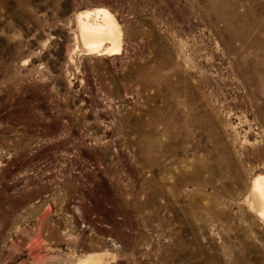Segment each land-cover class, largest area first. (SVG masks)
Wrapping results in <instances>:
<instances>
[{
	"label": "rangeland",
	"instance_id": "1",
	"mask_svg": "<svg viewBox=\"0 0 264 264\" xmlns=\"http://www.w3.org/2000/svg\"><path fill=\"white\" fill-rule=\"evenodd\" d=\"M258 52L264 0H0V264H264Z\"/></svg>",
	"mask_w": 264,
	"mask_h": 264
},
{
	"label": "bare ground",
	"instance_id": "2",
	"mask_svg": "<svg viewBox=\"0 0 264 264\" xmlns=\"http://www.w3.org/2000/svg\"><path fill=\"white\" fill-rule=\"evenodd\" d=\"M78 25H79V29H80L79 34L81 37V41H82L83 45L87 48V51H90V53L91 52L92 53L93 52H100L104 48H106V50L108 52H113L116 54L121 51L122 45H123L122 30H121L115 16L107 8H104V7L99 8L98 7L94 11H87L85 13H81L78 17ZM244 39H245V37H244ZM242 42L244 43V41H242ZM106 43H108V45H106ZM253 46H254V44H253ZM258 46H259V44H258ZM251 48H252V46H251ZM263 55H264V52L263 53L258 52L255 55V60H259L260 58L263 57ZM244 58H246L245 55H244ZM238 59H240V58H238ZM241 59L243 61V58H241ZM245 62H246V60H245ZM262 70L263 69L258 70L260 72L259 73L260 76H261ZM246 71L248 72V70H246ZM249 74H250V72H249ZM241 78H243V77H241ZM263 78H264V76H263ZM251 79L253 80V77ZM259 93H261V92H259ZM170 135H173V134L171 133ZM160 154H161V152H160ZM161 155H163V154H161ZM259 165H260V167H262L261 164H259ZM250 168L253 169V167H250ZM254 169H257V168H254ZM250 171H252V170H250ZM252 172H254V171H252ZM246 201H247L250 209L253 210L257 214V216H259V218L262 221H264V174L263 173L262 174L257 173V175L254 177V179L252 181V187H251L250 193L246 197Z\"/></svg>",
	"mask_w": 264,
	"mask_h": 264
}]
</instances>
